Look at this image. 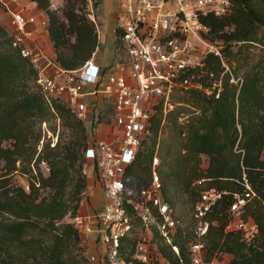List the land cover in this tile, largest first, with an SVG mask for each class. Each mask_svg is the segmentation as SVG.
I'll use <instances>...</instances> for the list:
<instances>
[{"label": "trees", "instance_id": "16d2710c", "mask_svg": "<svg viewBox=\"0 0 264 264\" xmlns=\"http://www.w3.org/2000/svg\"><path fill=\"white\" fill-rule=\"evenodd\" d=\"M30 1L46 17L54 62L65 70L81 67L98 45L88 0H61L60 14L51 8V0ZM203 22L209 41L234 63L233 71L242 69V83L237 88L223 75L218 98L189 91L188 100L198 111L190 119L178 121L180 111L168 113L178 147L166 168L157 166L161 191L173 206L176 201L189 203L191 212L188 222L179 223L171 235L179 253L161 236L157 251L163 264H195L189 246L199 241L205 262L224 253L230 256L226 264H264V0H232L228 12L207 15ZM14 41V32L0 23V264H77L73 251L83 249L79 229L63 219L77 214L86 187L82 162L90 145L88 129L62 97L45 98L36 82L37 67ZM257 47L258 53L253 50ZM203 68L215 76L222 72L218 57L210 53L203 58ZM51 114L62 120L67 139L53 146L46 143L37 152L41 123ZM163 126L158 111L149 126L151 142H143L126 168L129 186L149 185L154 146ZM42 162L49 168L46 174ZM16 171L30 173L28 190L16 183ZM243 172L255 192L242 214L257 227L249 240L240 230L227 228L233 193L244 187ZM211 187L226 192L202 218L207 229L196 239L198 220L192 204ZM184 215L178 212L180 222Z\"/></svg>", "mask_w": 264, "mask_h": 264}, {"label": "built area", "instance_id": "2783aa9c", "mask_svg": "<svg viewBox=\"0 0 264 264\" xmlns=\"http://www.w3.org/2000/svg\"><path fill=\"white\" fill-rule=\"evenodd\" d=\"M121 19L118 22L113 53L106 64L95 61V51L83 65L74 70L62 69L55 62L41 65V57L32 53L26 43L30 39L29 25H45L38 16H25L13 11L11 4L17 0H0L10 13L14 32V45L30 57L38 69L36 82L45 98L64 97L76 108V116L85 121L84 95L103 93L110 102V121L113 128L110 140L98 139L84 151L85 160L92 164L95 176L101 181L103 200L97 213L90 216L71 217L76 228L83 227L92 233L101 253L97 264H163L157 251V236L170 245L171 235L180 223L176 207L161 191L157 171L158 158L153 157L151 180L147 187H131L126 183V168L136 158L139 148L150 133L152 116L160 111L164 120L173 108L176 93L200 90L205 95L218 98L222 90V77L237 86L242 76L237 75L220 47L207 38L208 26L203 22L207 15L220 16L229 11L232 0H118ZM94 22L95 19L88 14ZM97 30V28H96ZM218 57L222 72L215 76L203 68L206 54ZM51 66L50 73L47 70ZM206 81V85L204 82ZM84 86H92L85 92ZM89 121L88 119H86ZM239 128V126H238ZM236 148V146H235ZM242 151V149H235ZM43 167L49 171L47 165ZM82 172L86 174V170ZM243 190L234 192L229 204L230 220L227 228L240 230L242 238L249 240L257 231L256 224L244 219L246 205L254 198L245 173H242ZM28 190V184L24 186ZM226 191L211 187L202 190L192 204V213L198 220L196 235L206 232L207 222L202 218ZM82 191L80 205L86 200ZM89 217V218H88ZM193 263L214 264L203 259V243L189 246ZM94 257H92L93 259Z\"/></svg>", "mask_w": 264, "mask_h": 264}, {"label": "rangeland", "instance_id": "374dc122", "mask_svg": "<svg viewBox=\"0 0 264 264\" xmlns=\"http://www.w3.org/2000/svg\"><path fill=\"white\" fill-rule=\"evenodd\" d=\"M18 4H11V8L13 11H17V8H20L25 0H17ZM24 1V2H23ZM116 3L115 0H111L110 9L114 10L117 8L114 4ZM20 4V5H19ZM89 5V1H88ZM63 3L61 0H51V8L55 9L60 14V9L62 8ZM120 7V6H119ZM34 13H37L41 19L45 16L44 14L38 10L36 12L33 10ZM42 14V15H40ZM43 17V18H42ZM46 18V17H45ZM119 19H121V11H119ZM120 22V20H118ZM0 23L10 32H17L16 27L12 24L10 13L7 9L0 3ZM101 39H105L106 37V28L107 25L105 23L101 24ZM44 26L41 24L31 25V27H27L26 31H30V39L27 40V45L29 48L32 49V53L36 54L37 56L41 57L39 60V64L43 65L46 62V59L50 61H54V51L49 43L46 32L44 30ZM99 32V28H98ZM104 32V33H103ZM100 33V32H99ZM217 45V44H216ZM254 52L258 53L259 48L253 49ZM103 54L102 50L99 51V54ZM42 54V55H41ZM46 59H45V57ZM98 57V56H97ZM230 66L234 68V63H230ZM50 69L52 70L51 66H48L47 70L50 73ZM237 75L242 76V69L236 71ZM83 90L85 92H91L92 88L89 86H84ZM189 92L184 93H176L173 97V104L174 108L170 111L172 113H177V120L178 121H185L186 119H190L194 114L198 113L196 108L192 105V103L188 100ZM62 101H64L72 110H76L74 106H71L66 96L62 97ZM79 102L84 103V110L86 111V119L85 125L88 129V142L91 144L92 142L98 139H106L110 140L112 138V132L114 126L111 124L110 121V107L104 97L101 94L93 95L89 93L88 95H84L82 99H79ZM75 112V111H74ZM76 114V113H75ZM168 115V113H167ZM165 116V120H163L164 126L162 128L161 133H159L157 137L156 144L154 146L155 156L158 158L159 169L166 168L165 164L171 155V152L178 147V142L176 139L172 138V134L170 131V126L168 122V117ZM79 118V117H78ZM81 119V118H80ZM82 120V119H81ZM67 129L63 127L62 120L56 114L48 115L47 119L41 123V137L38 141L37 145V152H40L42 146L46 143H49L50 146H53L59 140H65ZM150 134V133H149ZM152 136L151 134L147 136L146 140L147 144L151 142ZM169 154V155H167ZM167 155V159L165 158ZM165 158V159H164ZM16 166L20 167V162H16ZM42 173L46 174L48 171L43 167L42 163L39 164ZM35 167V166H34ZM86 170V174L82 172L85 176L86 187L84 191L87 192L86 200L83 204H79V211L77 214L79 215H87L90 216L91 223H95V219L92 218V215L97 213L100 205L102 204L103 200L101 198V181L99 176H95L94 170L92 169V164L89 161L83 159L82 162V170ZM32 173H34L32 171ZM15 181L17 184L21 186H25L29 184L30 173H23L20 171H16L14 175ZM177 212H183L185 215L182 217V221L180 222L181 225H185L188 222V218L190 215V204L186 202L176 201L175 203ZM71 217L65 216V222H71ZM89 218V217H88ZM73 224V223H72ZM79 233L81 237V246L82 250L74 249L73 253L76 255V260L78 261L77 264H97V258L101 253V248L97 241H95L94 236L92 233L86 232L83 227L79 228ZM158 238V237H157ZM198 236L196 237V239ZM159 239V238H158ZM83 256V258H80ZM92 257H94L92 259ZM230 256L224 253H219L217 257L213 260L214 264H226L229 260Z\"/></svg>", "mask_w": 264, "mask_h": 264}, {"label": "crops", "instance_id": "0c3cea01", "mask_svg": "<svg viewBox=\"0 0 264 264\" xmlns=\"http://www.w3.org/2000/svg\"><path fill=\"white\" fill-rule=\"evenodd\" d=\"M88 1H89L88 10L90 12L89 14H91V16L95 19L97 33H98V45H97V51H96V55H95V61L101 65H104V64H106V62H108L110 60V57L112 56V53H113L114 36H115V31H116V28L118 25L119 11H121V9L119 7V1L118 0H115L116 3L114 5L117 8H114V10H111L109 8L110 7L109 3H111V0H97L96 4L94 3V0H88ZM17 9H18L17 11H20L25 16H28V15L36 16L37 13H34L33 10L38 12V9L35 7V3L31 2L30 0H25V2L22 5H20V8H17ZM40 15H42V14H40ZM43 20H45V24H46V18L45 17L43 18ZM102 23H105L107 25L106 37H104L105 39H101V33H102L103 29H101L100 26ZM28 27L30 28L31 25H29ZM98 28H99L100 33L98 32ZM44 30H45V28H44ZM45 32H46V30H45ZM46 36H47L49 43L51 44V42L48 38L47 32H46ZM26 43H27V40H26ZM100 50H102L104 53L99 54ZM52 62H54V61H52ZM89 87L92 88V86H89ZM96 94H101L102 97H104L106 99L109 107L111 108L110 102L108 101V99L105 97V95L103 93H96ZM96 94H93V95H96Z\"/></svg>", "mask_w": 264, "mask_h": 264}]
</instances>
